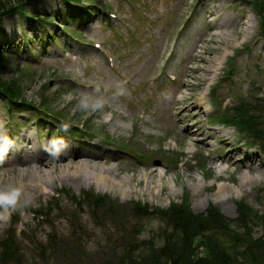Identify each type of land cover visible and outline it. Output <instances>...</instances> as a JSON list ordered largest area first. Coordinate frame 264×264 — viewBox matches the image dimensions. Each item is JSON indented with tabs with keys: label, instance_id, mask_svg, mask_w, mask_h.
Here are the masks:
<instances>
[{
	"label": "rangeland",
	"instance_id": "obj_1",
	"mask_svg": "<svg viewBox=\"0 0 264 264\" xmlns=\"http://www.w3.org/2000/svg\"><path fill=\"white\" fill-rule=\"evenodd\" d=\"M89 2L35 0L25 10L37 18L13 13L0 21L3 82L14 81L35 107L45 96L53 112L114 145L73 133L46 112L8 110L0 98V238L14 236L22 264L117 262L132 234L148 239L165 227L157 208L182 201L196 214L214 205L232 220L243 201L260 217L249 224L261 236L264 151L218 121L264 98V10L253 0ZM72 7L77 17L65 23ZM202 95L208 110L194 105ZM214 98L222 101L212 114ZM68 163V171L81 164L78 180L64 174ZM100 171L113 186L96 182ZM245 175L250 181L241 183ZM26 183L40 186L28 194ZM135 202L147 211L137 213ZM208 233L230 242V231Z\"/></svg>",
	"mask_w": 264,
	"mask_h": 264
},
{
	"label": "trees",
	"instance_id": "obj_2",
	"mask_svg": "<svg viewBox=\"0 0 264 264\" xmlns=\"http://www.w3.org/2000/svg\"><path fill=\"white\" fill-rule=\"evenodd\" d=\"M5 1L7 0H0V21L13 13L33 18L34 15L28 13L25 7L35 0H25L24 2L18 0L14 6H6ZM66 1L74 2V0ZM92 1L90 0L89 4H92ZM253 5L256 11L262 14L264 0H253ZM72 9H74L73 15L64 17L65 23L69 18L77 17L75 14L77 9L74 7ZM85 11L91 12V9L85 8ZM259 35L264 40V17L260 23ZM48 37L54 39L52 34ZM3 60L1 57L0 62ZM14 85V81L4 83L0 78V98L5 101L9 110H33L35 112L43 110L55 118L65 119L61 114L49 109L45 96H42V106L35 107L34 104L26 102L19 96L20 92ZM259 99L255 103L246 101L233 106L229 109L230 113H224L223 115L226 116L220 121L234 125L240 132L252 139L250 141L252 144H258V148L264 151V98ZM9 104L19 105V107L13 108ZM97 199L103 202L109 201L108 198L101 195L97 196ZM97 199L95 203L98 202ZM134 209L137 213L147 211L146 206H143L141 202H135ZM34 212L39 215L44 214L41 210ZM155 212L159 214L160 220L165 225V227H159L156 232L157 236L141 240L132 234L129 245L124 247L123 254L118 257V261H108L105 262L106 264H264V246L261 244L264 240V233L255 237L249 224L258 221L257 219L260 217L243 201L237 202V218L234 220L225 217L214 205H209L204 213L196 214L183 201L171 203L166 209L157 208ZM218 230L230 231L228 245H225L216 236V233H208ZM54 243L51 242L48 246L55 250ZM198 247L204 249V256L197 252ZM19 251L20 247L12 234L0 238V264H22L23 256ZM40 254L44 256L43 251Z\"/></svg>",
	"mask_w": 264,
	"mask_h": 264
},
{
	"label": "bare ground",
	"instance_id": "obj_3",
	"mask_svg": "<svg viewBox=\"0 0 264 264\" xmlns=\"http://www.w3.org/2000/svg\"><path fill=\"white\" fill-rule=\"evenodd\" d=\"M204 96L202 95V96H199L198 98H197V100H196V102H195V106L198 108V107H201L202 105H204ZM204 110H208V108L206 107V105H204ZM180 122H181V119L179 120ZM184 122H186V120H184ZM62 123V122H61ZM187 132H186V134H196L195 132L196 131H194V132H191V130L192 129H190V127H187ZM211 134V133H210ZM212 137V136H211ZM225 138L224 137H221V142H224L225 140H224ZM225 144H227V142L225 143ZM82 156H84L83 155V153L81 154ZM86 157H88V158H100V154H96V155H91V154H89L88 153V156L87 155H85ZM66 157H65V155H63V154H61L60 155V158L59 159H65ZM58 161V160H57ZM44 163H45V161L42 159V157H39V160H38V164L39 165H44ZM263 163V162H262ZM68 169H69V163L68 164H65L64 165V170H63V172H64V174H66V172H69V175H71L72 176V179H74V180H78V177H79V175L78 174H75V173H78V170H80L81 169V164H77V165H74V167H73V169L72 170H69L68 171ZM85 168L83 167L82 168V170H84ZM220 170H223V168L221 169L220 168ZM85 172H83V174H84ZM63 175V174H62ZM70 176V177H71ZM85 176V175H84ZM250 181V178H248L246 175L245 176H242V178H241V183H248ZM96 182H98V183H102L103 184V187H105V186H108V187H110V186H113V182L111 181V179H109V177H108V175H106V174H102V172L100 171V172H98L97 174H96ZM118 186H120V184H117ZM37 186H40L39 184H33V183H26V184H24L22 187H23V189L25 190V192L26 193H28V194H30L31 192H35V191H33L35 188H37ZM119 188H122L121 189V191L123 192V193H125V192H127L128 191V186H125V187H119ZM226 186L223 184V183H220L219 185H218V187H217V193H216V196H218V197H220V200H224V198H225V196H226Z\"/></svg>",
	"mask_w": 264,
	"mask_h": 264
}]
</instances>
